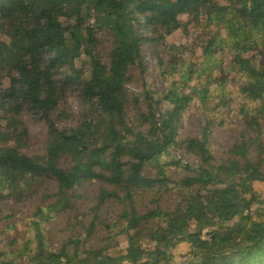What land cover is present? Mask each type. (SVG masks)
<instances>
[{
  "label": "trees",
  "instance_id": "trees-1",
  "mask_svg": "<svg viewBox=\"0 0 264 264\" xmlns=\"http://www.w3.org/2000/svg\"><path fill=\"white\" fill-rule=\"evenodd\" d=\"M41 1L0 0L1 19L24 15L35 38L26 55L47 70L34 81L16 67L19 76L5 87L0 41V201L23 204L39 197L25 218L12 221L17 214L0 211V264H170L183 242L191 247L190 264H264V188L257 194L253 184L264 182V0H72L73 15L61 24ZM215 1L229 7L222 15L225 34L210 36L201 19L213 12ZM178 9L188 15L185 25L205 37L200 46L210 72L168 75L158 55L166 83L159 93L149 83L143 49L164 44ZM117 13L134 23L119 25L112 17ZM104 28L111 36L105 63L110 79L88 81L82 120L61 130L53 118L69 81V75L56 78L64 67L61 56L79 47L98 71L108 50L100 52ZM60 29L61 48L54 36ZM149 29L154 36L146 34ZM227 49L233 55L229 67ZM135 81L150 86L134 97L148 102L137 127L127 122V85ZM194 104L202 131L181 138V123ZM26 107L48 124L44 153L30 152ZM233 109L245 129L217 150L210 127L222 126ZM172 147L197 164L178 158L186 173L175 180L168 177L174 165L164 157ZM61 220L62 236L51 244L48 227ZM130 230L141 240L112 252Z\"/></svg>",
  "mask_w": 264,
  "mask_h": 264
},
{
  "label": "rangeland",
  "instance_id": "rangeland-1",
  "mask_svg": "<svg viewBox=\"0 0 264 264\" xmlns=\"http://www.w3.org/2000/svg\"><path fill=\"white\" fill-rule=\"evenodd\" d=\"M42 7L51 11L56 23H66V21L73 15L74 4L72 0H42ZM213 12L209 15L203 16L201 19L203 24L206 25V30L210 36H216L219 33L225 34L222 29V15L223 12L228 9V5L220 1H215L212 4ZM113 19L118 21L119 25L129 27L134 23V20L130 16L119 17V13L112 16ZM187 13L183 9H178L173 16L171 23L166 27V38L164 44L161 43H149L144 46L143 55L145 58L144 67L148 71L149 83L159 93H163L166 88L165 75L160 73L158 66V55L162 56L165 62V69L168 70V75L180 76L183 70H194L196 72L195 77H203L210 72V67L205 64L206 57L203 54L200 46L201 41L205 38L200 34V31L193 25L186 26ZM152 29L146 31L149 37L154 36L151 32ZM56 40L59 42L58 47L61 48L60 41L62 40V30H56L54 32ZM98 37L101 40L100 52L104 47L108 50L102 53V67L95 71L93 64L81 48L73 47L69 55L61 56V60L64 63L62 71L56 73V78L65 80V76L69 75V81L65 87V96L61 101L59 107L53 113V118L59 129H70L78 124L83 118L85 108L88 106L86 101L87 83H98L100 80L110 79L109 67L105 65L108 61L106 53L109 52V43L111 36L108 33V29L104 28ZM216 38V37H215ZM0 41L1 46L6 57V63L3 72V83L5 87L10 85V79L13 75L19 76L16 67L21 68L26 74H28L34 81L43 79L47 75V70L44 68L38 69L34 64L29 61L26 55L31 49L35 47V38L31 31L28 21L24 15L20 13H13L7 20L0 18ZM214 39L211 37V46H214ZM195 51V53H193ZM219 56V55H217ZM232 54L229 49L226 50L224 60L227 67L231 65ZM89 60H88V59ZM220 74H218L219 76ZM196 81L191 82L190 86H194ZM150 88L146 81L132 82L127 85V91L129 94L130 104L128 107L127 122L130 126L137 127L136 123L140 112H148V102L146 99H142L139 102L134 101V97L137 93L146 92ZM186 93H190V87L187 88ZM158 112L163 107L159 103L156 105ZM189 114L184 117L180 126L181 138L192 137L198 135L203 128V121L198 112L196 104L189 110ZM235 109H233L229 116L226 118V122L220 126H212V134L210 139L217 150L226 148L232 141L237 139L239 135L244 131L245 127L241 124L239 118L236 115ZM23 120L27 124L30 131L31 139V153H44L46 150L48 124L44 119H41L39 115L35 114L32 109L26 107L23 111ZM182 156V161L188 163L190 161L191 166H196V162L190 159L188 156H184L179 149L172 147L170 153L164 155L165 159L169 160V165H174L168 171V177L172 180L183 177L186 173L184 165L179 161V156ZM185 159V160H184ZM179 160V161H178ZM189 160V161H188ZM155 175V171L151 168ZM255 192L259 194L264 188V182H253ZM50 187L55 190L56 182L50 183ZM39 197L33 200H28L23 204H17L10 201H0V211L4 213H15L17 217L12 219H22L28 216L33 205L37 203ZM247 205L254 209L256 203L253 199L247 200ZM84 210H88V207ZM6 222V221H4ZM3 222V224H5ZM63 220L53 222L48 227V235L51 244H57L62 234L58 232ZM239 222V220H237ZM234 221L233 224H235ZM2 225L0 224V227ZM197 224H193L192 228H197ZM216 228V227H214ZM141 240V236L137 230H130L122 234L119 238V246L111 250L112 252H119L130 240ZM144 244L148 242L144 240ZM193 259L191 247L188 242L179 244L173 250V256L170 264H190Z\"/></svg>",
  "mask_w": 264,
  "mask_h": 264
},
{
  "label": "built area",
  "instance_id": "built-area-1",
  "mask_svg": "<svg viewBox=\"0 0 264 264\" xmlns=\"http://www.w3.org/2000/svg\"><path fill=\"white\" fill-rule=\"evenodd\" d=\"M180 159H183L182 156H179Z\"/></svg>",
  "mask_w": 264,
  "mask_h": 264
}]
</instances>
